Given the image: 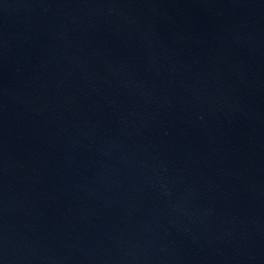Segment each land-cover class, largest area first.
Returning <instances> with one entry per match:
<instances>
[{"label":"water","instance_id":"obj_1","mask_svg":"<svg viewBox=\"0 0 264 264\" xmlns=\"http://www.w3.org/2000/svg\"><path fill=\"white\" fill-rule=\"evenodd\" d=\"M0 264H264V0H0Z\"/></svg>","mask_w":264,"mask_h":264}]
</instances>
